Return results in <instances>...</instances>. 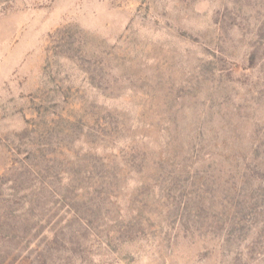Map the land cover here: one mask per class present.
Returning <instances> with one entry per match:
<instances>
[{"label": "rangeland", "instance_id": "374dc122", "mask_svg": "<svg viewBox=\"0 0 264 264\" xmlns=\"http://www.w3.org/2000/svg\"><path fill=\"white\" fill-rule=\"evenodd\" d=\"M0 264H264V0H0Z\"/></svg>", "mask_w": 264, "mask_h": 264}]
</instances>
